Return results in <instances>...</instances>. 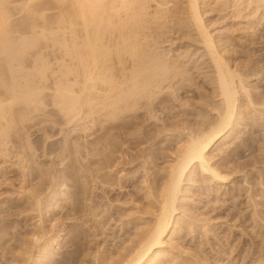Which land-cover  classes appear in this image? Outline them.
<instances>
[{
	"label": "rangeland",
	"instance_id": "obj_1",
	"mask_svg": "<svg viewBox=\"0 0 264 264\" xmlns=\"http://www.w3.org/2000/svg\"><path fill=\"white\" fill-rule=\"evenodd\" d=\"M2 1L20 57L6 64L0 54V79L36 86L40 94L37 111L14 106L8 148L0 147V264H120L152 226L178 149L216 120L214 70L186 18V1H143L141 54L177 67L170 62L173 71L166 65L168 74H150L156 81L145 76L148 86L157 84L138 90L114 119L107 108L73 118L67 90L59 96L63 106L57 103V86L73 85L71 34L60 20L66 2ZM199 8L253 104L240 93L233 127L208 152L226 182L196 166L184 175L167 247L153 264H264V0H199ZM34 161L50 168L51 180Z\"/></svg>",
	"mask_w": 264,
	"mask_h": 264
},
{
	"label": "bare ground",
	"instance_id": "obj_2",
	"mask_svg": "<svg viewBox=\"0 0 264 264\" xmlns=\"http://www.w3.org/2000/svg\"><path fill=\"white\" fill-rule=\"evenodd\" d=\"M28 1H36L35 4H38L41 1L49 0ZM143 1L145 2V0H63L61 2H66V6L65 14L60 17V20H63L62 23H67L65 28H67L71 34V48L73 49V83L71 84L73 85H71L70 88L67 86L69 89L66 86L65 88L64 86L61 88V86L58 85L57 87L59 89H57L58 91L56 93L59 99V96L60 98L65 97L66 92L64 93V90L68 91L70 95L65 99L71 103L70 110L72 111L73 118L81 119L82 115L87 116L95 110L100 111V108L101 110L107 108L109 109L108 114L110 117L107 113L106 117L114 119V116L118 115L119 112L122 111L121 109L127 106L128 102H131V100L135 102V96L139 94L138 90L145 89L146 87L149 88L152 85V82L149 83V85H151L148 86V83L145 82L146 80L143 81L147 79L145 76L148 75V78H152V76L149 77L150 74L154 76L157 75V73L159 74V71L161 72L163 69L166 71L165 66L167 64H164L166 62H164L162 58L158 57V60L162 59L158 61L157 56L154 58L151 56L150 58H153L154 61L148 57L147 58L151 61L147 58L145 60L144 57L146 55L143 56L144 51L143 48L140 47L141 39L138 41L140 36H138L137 33L141 32V24L145 22L143 19L146 15V13H144L146 5L144 6ZM147 1L145 3H147ZM185 1L186 12L185 10L184 12L187 14L186 18L191 22L190 24L193 31L195 30L197 33L200 45L204 50L203 52L214 70L220 104L219 108H217L218 110L216 109L214 113L216 120L206 125L205 128L198 130V132L196 131L194 134L190 133L185 147L183 146L184 148H181L182 150L178 149V151H180L179 154H175L177 156L173 158L174 161L172 160V163L167 166V179L165 178V184L162 183L164 187L163 189L161 187L162 190H160L161 193H159V195L161 194V199L160 197L158 198L160 199V203L159 209L157 210L158 213L154 216L155 220L150 229L146 231L145 236H142V239L140 238L141 240H138V243L129 251L130 253H127V257L120 261V264H153L164 255V248L167 244L165 239L167 238V234L171 231L170 229L175 221L174 215L177 213L176 201L178 200V195H180L179 193H181V183L183 182L182 180H184V175H186V172L189 171L192 166L198 167L201 173L209 176L213 181L218 183L226 182L227 176L222 175L223 173L221 174V171L212 165V158L208 155V152L213 146H216L218 142L221 143L227 138L229 131L233 127L234 120L237 118V110L239 109L238 98L240 93L246 95L250 104L252 102L249 97L250 92L247 91L242 84V76L240 77L237 70L229 66L224 56L221 55L220 50H218L212 35L207 31L200 13L199 0ZM3 4V1L0 0V54L5 55L6 64H11L12 61L20 57V51L14 46V42L11 41L7 34L9 18ZM26 6L25 8L30 12V6ZM120 10L124 12V14H122L123 16L120 15ZM142 12L144 14L143 19L142 16H140ZM65 23H63V25ZM144 26L145 23L143 27ZM63 28L64 27H61V29ZM30 30L31 35L36 37L33 33L32 26H30ZM137 42L140 45H138ZM155 60H157V63ZM169 60L167 65L168 68L169 64L172 63V60ZM146 62L147 64L144 66ZM149 62H155V64H151L150 66L148 65ZM174 62L176 63L175 60ZM174 62L171 65L174 64L176 68L177 66ZM126 63H128V66L125 65ZM169 69L171 71L174 70H172V68ZM169 69H167V71ZM11 70L10 66H8L7 71L11 73ZM114 70H116L118 74L116 71L114 72ZM3 73L4 71L0 69V78ZM164 74H168V72L162 75ZM165 76H162L163 79L168 75ZM152 79L155 78L153 77ZM163 79L161 80L160 77L161 82ZM148 80L149 79H147V82ZM154 81H156V79ZM157 81H159V78ZM140 82H145L146 84L142 86ZM156 84L157 83H155L154 86ZM154 86L152 85L151 87ZM145 90L144 92L143 90L140 91V93L143 92L146 94L145 92L149 91ZM39 94L40 89L36 86H31L24 82L17 84L11 83L10 86H8L0 79V147L8 146L7 135L8 129L11 128L14 122L12 120L14 106L22 105L25 110H28V113L35 111L37 109L36 103L39 102ZM134 97L135 99L133 101L132 98ZM61 102L62 101L59 99L57 103L62 105ZM98 105H100L99 108L97 107ZM84 106L87 107V113L82 111ZM128 106L130 107L131 105L128 104ZM96 107L98 109H96ZM23 108L19 107L16 109V112L19 113L23 111ZM119 109L120 111L118 112ZM23 117L24 115L20 116V122H22ZM27 142L30 145V142ZM1 155L4 154L2 153ZM31 156L35 158L33 150ZM34 163L37 164L36 166L38 167L37 169L40 175H47L46 177H49L51 173H53L47 166V168H43L44 166L36 163V161H34ZM51 177H49L50 180ZM53 179L54 178H52V180ZM50 182L51 181H49V183ZM32 199L35 198L33 197ZM33 202L36 203L35 206L37 205V207L40 205L37 201L33 200ZM54 203L55 201L53 205ZM47 211H49V209ZM42 221L39 219L38 224L41 225ZM38 228H40V232L45 230L43 227L44 230H42L39 225ZM42 236L44 235L42 234L39 238L36 236L34 243H39ZM45 254L46 253H44V256Z\"/></svg>",
	"mask_w": 264,
	"mask_h": 264
}]
</instances>
